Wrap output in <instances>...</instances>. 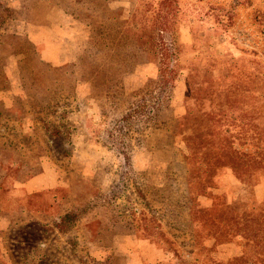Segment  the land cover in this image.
Here are the masks:
<instances>
[{
  "label": "rangeland",
  "instance_id": "374dc122",
  "mask_svg": "<svg viewBox=\"0 0 264 264\" xmlns=\"http://www.w3.org/2000/svg\"><path fill=\"white\" fill-rule=\"evenodd\" d=\"M68 15L79 28L74 41L63 37L73 49L45 63L38 34L49 28L43 37L54 41ZM125 32L129 43L117 44ZM101 37L93 59L62 65ZM164 65L175 71L165 91L157 83ZM196 67L219 80L223 121L239 109L246 117L224 122L226 130L249 131L235 148L258 152L249 172L216 168L208 197L187 193L192 150L179 127L196 97L190 86ZM11 86L14 98L0 101V264H264V244L246 239L234 222L223 226L227 205L241 209L247 202L250 218L264 210L252 208L264 206L254 192L264 184V0H0V90ZM237 96H245L242 103ZM200 105L208 108L210 98H197ZM62 124L71 126L70 135L53 136ZM14 138L18 147L10 145ZM85 140L93 154L80 153ZM46 163L65 172L57 186L33 194L17 187ZM81 209L66 233L55 228ZM144 216L158 220L173 249L134 228ZM116 227L151 239L155 253L132 263L117 257ZM123 250L142 249L126 242Z\"/></svg>",
  "mask_w": 264,
  "mask_h": 264
},
{
  "label": "trees",
  "instance_id": "16d2710c",
  "mask_svg": "<svg viewBox=\"0 0 264 264\" xmlns=\"http://www.w3.org/2000/svg\"><path fill=\"white\" fill-rule=\"evenodd\" d=\"M170 0H168L169 2ZM113 34L118 35V32L109 33L104 37L111 38ZM132 35L129 32H125L121 40L117 42L124 43L126 41L129 43V36ZM101 37L95 43H91L89 47L82 51L80 54H72L67 57L63 64L69 63L73 66L80 65L84 63L88 58L93 59L97 56V53L102 50L101 46ZM38 46V45H37ZM39 49L36 47L34 50L37 52ZM197 79L198 84L195 83ZM175 80V71L169 66H163L160 70V76L158 78L157 83L165 91L169 89L172 85V82ZM190 86L191 91L196 96L195 98H191L192 102H188V115L184 117L180 123L179 127L183 130L186 140L190 144V148L192 150V155L186 160L187 168L185 174L189 176V180L186 183L187 193L189 196L193 194H199V196H207L206 189H209V184L212 183V179H214V170L219 167H226L225 164L230 165V169L236 171H247L251 170L254 164H256L255 157L258 155V152L254 154H249L247 152H241L240 150L235 148V142L237 140H248L249 139V131L247 130L245 125L239 126V131L234 130H226L224 122H236L240 121L243 123V119H246L243 116L241 110L235 114L234 118H231L226 121L227 118L223 117L224 112V104L222 102L221 91L222 86L219 83V80L208 79L202 72L200 68H192V72L190 74ZM15 87L11 86L9 88L0 90V101L6 103L8 99L14 98L15 93L17 92ZM228 92V89H223ZM231 96H233V92H231ZM169 99V95H167ZM198 100H206L210 98V105L208 108H204V105H200L203 107L197 108L195 107L196 101ZM245 96H237L234 98V101H239L242 103ZM194 101V102H193ZM143 107V105L141 106ZM195 107V108H194ZM210 108V109H209ZM264 111L261 110V113ZM5 112H10V109L5 110ZM13 113V112H12ZM12 113H9L12 116ZM2 113L0 112V116ZM9 124H4L5 128H8ZM71 126H66L62 124V129L54 128L53 136H61L66 132V134L70 135ZM74 129V128H73ZM12 130V128L10 129ZM264 134V129L262 130ZM15 139V138H14ZM14 147H18L17 140L11 144ZM259 156L261 157V161H264V149L260 150ZM198 159V162H197ZM3 186H0V192H2ZM264 188V184H258L254 188V192H257V189ZM140 194L143 196L142 192ZM144 197V196H143ZM218 199V198H217ZM233 205V206H231ZM239 205L242 206L241 209L237 208V203L227 205V207L231 210L230 217L226 216V220L224 221V228L230 225V222H234L237 228L245 235L246 239H251L256 245L264 244V210H262V214L259 217L250 218L251 216L247 215V202H242ZM217 206H221L218 204ZM256 207L262 208L263 204H253V209L256 210ZM83 210H76L74 212H68L60 219V222L54 224L55 228L61 232L66 233L68 224L75 223L79 216L82 214ZM242 212V215L239 216V213ZM201 216L207 215V213L200 214ZM153 218V217H152ZM152 218L142 217L140 222L134 224V228L139 230L140 227H143L146 235L154 236L159 239L161 242L169 246L171 249L173 242L168 238L166 233L163 231L161 224L158 220L153 221ZM135 220V219H134ZM157 221V222H156ZM264 249L263 247H260ZM229 251V249H228ZM233 251V250H232ZM230 255V254H228ZM234 255L236 257L239 256L236 250L234 251ZM231 257V256H228ZM243 259V258H242ZM247 259V256L244 257ZM257 264V263H256Z\"/></svg>",
  "mask_w": 264,
  "mask_h": 264
},
{
  "label": "crops",
  "instance_id": "0c3cea01",
  "mask_svg": "<svg viewBox=\"0 0 264 264\" xmlns=\"http://www.w3.org/2000/svg\"><path fill=\"white\" fill-rule=\"evenodd\" d=\"M50 1H52V3L55 4L56 1L58 0H50ZM47 19L49 21H52L53 23L54 22V12H51L50 15L48 14ZM76 21L77 20H74V18H72L70 15L65 16L63 22H61L62 27H61V24L58 25L60 27V32H59V36L56 37V39L53 38L55 39L54 41H51L49 38L45 40L43 37V35L48 36V37L50 36L51 33L49 31L50 30L49 28H47V31L44 34L42 31L38 34V37H37L38 39L36 41V44H40V42L46 43L44 49H42V52H41L42 61H44L45 63H49V64H55L59 62L60 60H62L67 54H69V52L73 49L72 48L73 42L65 41L66 39H63V37L64 38L68 37L70 38V40L74 41V39L72 38L73 34L79 31V28L77 24L75 23ZM80 145L84 146V147H81L82 148L80 151L81 154L92 153V152H89L91 145L89 144L88 140L80 142ZM98 153L100 152L98 151ZM62 172L64 171H59L57 167L54 166V164L46 163L44 165V170L42 171L41 174L23 183H20L19 185H17V187L24 189L26 192L30 194H33L35 192H40L44 189L57 186L58 182H61L60 179L62 180L64 179V174ZM69 181H71V179ZM257 195L260 198L262 197V200H264V188L257 189ZM151 241L152 240L148 239L147 237L139 238L136 235L135 231L134 230L132 231L130 228L116 227L114 231L113 248H114V251H116L117 257H120L119 255L121 253L122 254L121 256H127V259L125 260L130 261L132 263L134 262L135 257H142L141 255H144V256L147 255V257H151L149 252L153 250L151 249V247L148 246V243ZM126 242L133 243V244H135L136 242L142 250L139 253H136L134 251H128L125 253L124 252L125 250L120 252V248ZM151 253H155V252H151ZM156 256L157 254H154L153 257H156Z\"/></svg>",
  "mask_w": 264,
  "mask_h": 264
}]
</instances>
